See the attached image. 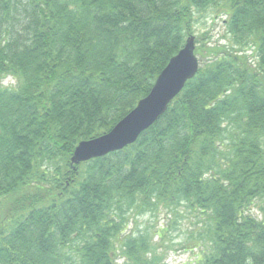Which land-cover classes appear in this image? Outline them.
<instances>
[{"label": "trees", "instance_id": "1", "mask_svg": "<svg viewBox=\"0 0 264 264\" xmlns=\"http://www.w3.org/2000/svg\"><path fill=\"white\" fill-rule=\"evenodd\" d=\"M212 10L222 42L195 36ZM189 37L198 72L158 121L71 166ZM181 208L196 264H264V0H0V264H164L167 228L126 231Z\"/></svg>", "mask_w": 264, "mask_h": 264}, {"label": "water", "instance_id": "2", "mask_svg": "<svg viewBox=\"0 0 264 264\" xmlns=\"http://www.w3.org/2000/svg\"><path fill=\"white\" fill-rule=\"evenodd\" d=\"M194 51V37H189L157 76L148 95L140 99L108 133L78 143L70 157V165L102 158L134 144L141 133L166 112L185 84L196 76L199 62Z\"/></svg>", "mask_w": 264, "mask_h": 264}, {"label": "rangeland", "instance_id": "3", "mask_svg": "<svg viewBox=\"0 0 264 264\" xmlns=\"http://www.w3.org/2000/svg\"><path fill=\"white\" fill-rule=\"evenodd\" d=\"M215 10L209 12L202 18L199 25L196 28L195 36L201 34H208L212 42L224 40L223 20L225 19L222 14L214 13ZM214 18V19H213ZM12 84L10 79L3 81V86ZM260 219V214L252 212ZM197 214H194L184 208L178 210V214L166 213L164 211L157 212L155 214H147L136 218V223L130 222L127 231L140 230L147 231L152 234L159 228H167L165 240L163 242H154L157 244L158 252L164 256V264H196L197 257H200L201 251H204V246L200 245V249H192L191 239L196 238V234L199 230V224L195 218ZM199 217V216H198Z\"/></svg>", "mask_w": 264, "mask_h": 264}]
</instances>
